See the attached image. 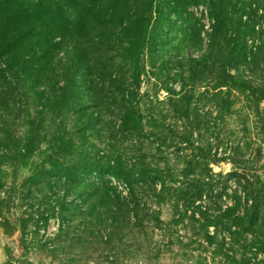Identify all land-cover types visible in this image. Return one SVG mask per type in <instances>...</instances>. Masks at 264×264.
I'll use <instances>...</instances> for the list:
<instances>
[{
    "label": "rangeland",
    "instance_id": "1",
    "mask_svg": "<svg viewBox=\"0 0 264 264\" xmlns=\"http://www.w3.org/2000/svg\"><path fill=\"white\" fill-rule=\"evenodd\" d=\"M232 5L225 9L229 21L224 27L237 26L241 18L245 28L246 0H232ZM188 10L201 21L200 49L187 43L180 45L185 33L173 14L169 19L175 22L166 18L159 30L163 46L155 51L150 46V51L146 48L141 56L145 67L137 90L144 115L141 131L118 130L116 95L114 105L106 102L109 110L103 118L104 123L114 125L113 130L104 123L92 129L93 123L74 105L58 111L53 103L41 106L27 85L19 86L18 92L26 94L28 103L26 97L15 101L5 96L7 104L0 105V264L261 261L262 253L256 256L250 247L258 233L246 228V210L251 202L246 205L242 188L264 184L263 103L258 94L244 88L223 93L227 96L226 108L222 103L202 102L199 98L214 92L211 75H203L185 90L186 96H192L190 109L195 107L200 119L191 121V115L183 116V109L171 103L170 97L181 98L174 95L180 91L178 76L183 72L177 59L188 54L199 57L211 32L212 21L204 6ZM252 16L258 25L262 21L260 27L257 25L262 28L264 19ZM6 88H0L3 95ZM101 90L96 91V100L105 103L104 96L109 97L110 91ZM82 97L85 99V90L73 89V101L78 103ZM210 143L211 155L199 157L197 148ZM24 145L36 148L37 155L47 152L48 156L34 157L35 165L25 168L19 163ZM99 157L109 165L118 163L130 170L127 182L97 171L81 174ZM213 157L227 165L224 173L217 170ZM155 175L164 183V193L159 191V178L152 184ZM129 181L136 192L134 203L127 200ZM101 183L120 194L118 205L103 200V188L99 191L103 196H92L87 202L84 194L81 196L85 187ZM203 183H211L212 191L205 189L202 197L186 198ZM254 195L258 216L264 219L262 193ZM235 196L240 205L235 206ZM227 208L236 209L233 217L238 215L243 221L231 224L221 219ZM118 209V215L112 216L111 210ZM216 216L219 224H207L206 218L213 220Z\"/></svg>",
    "mask_w": 264,
    "mask_h": 264
},
{
    "label": "trees",
    "instance_id": "2",
    "mask_svg": "<svg viewBox=\"0 0 264 264\" xmlns=\"http://www.w3.org/2000/svg\"><path fill=\"white\" fill-rule=\"evenodd\" d=\"M201 5L212 21L208 45L199 57L188 54L177 59V64L182 66L181 71H187V74L180 72L178 76L181 87L174 95H181V98L170 97L169 100L175 107L183 109V116L191 115V121L200 119V112L195 107L190 109L192 96H186L185 90L194 86L203 75H211L214 92L210 97L204 96V99L197 97L202 102L222 103V107L226 108L227 96L223 93L244 88L258 94L264 107V26L259 28L262 21L258 25L252 16L255 14L260 20L264 19V0H246V27L242 28L240 18L237 26L232 25L231 29L224 26L229 21L225 9L233 7L232 0H0V88L7 87L8 91L4 95L0 91V105L7 104L5 96L15 101L21 96L26 97L24 92L21 94L18 91L19 86L27 85L33 89L35 98L43 107L53 103L57 111L64 110L68 105H74L76 110L81 108L94 129V125L104 123V112L109 110L106 102L114 105L113 96L116 95L119 104L114 106V112L120 121L118 130L141 131L144 115L139 109L137 92L140 79L145 74L141 56L146 48L150 51V46L153 51L163 46L159 30L166 18L172 24L177 20L179 28L185 33L180 45L187 43L200 49L201 21L188 9ZM163 8L165 12H162ZM173 14L175 21L169 19ZM248 38L251 39L250 45ZM79 87L85 90V99L82 97L76 103L72 100V91ZM101 89L110 91L109 97L103 95L105 103L96 100V91ZM28 100L26 97L27 103ZM154 109L152 106L151 110ZM104 124L109 126L108 129L115 128L110 122ZM215 144H220L217 138ZM206 146L197 148L199 157L211 155L213 145ZM21 151L24 154L20 153L19 163L30 169L35 165L34 157L48 156L47 152L37 155L39 151L30 145H24ZM212 160L219 162L215 157ZM88 171L107 173L126 182L130 173L118 163H105L103 157L94 161L92 167H86L81 174ZM156 175L151 178L152 184L159 178ZM159 181L162 188L159 191L164 193V183L160 178ZM101 184L85 187L81 196L84 194L87 202L92 196L104 194L103 200L118 205L122 201L120 194ZM132 185L129 181V203L137 200ZM102 188L105 192L100 194ZM205 189L212 191V184L203 183L199 190L186 198L202 197ZM242 189L246 205L251 202L250 209L246 208V228L251 233H258L250 247L256 256L263 255L258 263L248 260L246 264H264V219L258 216L259 204L254 195L262 193L264 198V184ZM235 198L238 201H235V206L240 205V199ZM235 211L227 208L219 217L231 224L242 222L243 217H233ZM118 212L119 209L111 210L112 216L118 215ZM206 220L207 224H219L217 216ZM210 238L213 240V237Z\"/></svg>",
    "mask_w": 264,
    "mask_h": 264
},
{
    "label": "water",
    "instance_id": "3",
    "mask_svg": "<svg viewBox=\"0 0 264 264\" xmlns=\"http://www.w3.org/2000/svg\"><path fill=\"white\" fill-rule=\"evenodd\" d=\"M214 164H215V166L217 167V170L219 171V172H222V173H224L225 171H226V169H227V165H225V164H222V163H220V162H214Z\"/></svg>",
    "mask_w": 264,
    "mask_h": 264
}]
</instances>
